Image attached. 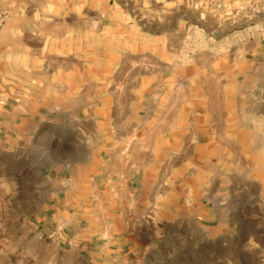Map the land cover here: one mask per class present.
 I'll list each match as a JSON object with an SVG mask.
<instances>
[{"label": "rangeland", "instance_id": "1", "mask_svg": "<svg viewBox=\"0 0 264 264\" xmlns=\"http://www.w3.org/2000/svg\"><path fill=\"white\" fill-rule=\"evenodd\" d=\"M0 264H264V0H0Z\"/></svg>", "mask_w": 264, "mask_h": 264}, {"label": "crops", "instance_id": "2", "mask_svg": "<svg viewBox=\"0 0 264 264\" xmlns=\"http://www.w3.org/2000/svg\"><path fill=\"white\" fill-rule=\"evenodd\" d=\"M99 172H100V170H99Z\"/></svg>", "mask_w": 264, "mask_h": 264}]
</instances>
